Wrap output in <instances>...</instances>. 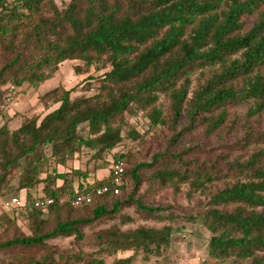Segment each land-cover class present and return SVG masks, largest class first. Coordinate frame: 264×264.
<instances>
[{
    "label": "trees",
    "instance_id": "obj_1",
    "mask_svg": "<svg viewBox=\"0 0 264 264\" xmlns=\"http://www.w3.org/2000/svg\"><path fill=\"white\" fill-rule=\"evenodd\" d=\"M67 60L81 85L39 96L44 112L21 115L16 129L0 126V196L14 181L24 193L15 218L0 212V264L161 260L184 224L209 233L200 264H264V0H0V118L12 93ZM77 89L92 93L72 98ZM137 117L142 133L129 123ZM163 129L166 141L143 160L115 152ZM200 151L215 156L184 157ZM80 154L87 164L111 156L109 176L58 172ZM116 165L117 195L72 204L110 185ZM164 191L183 192L186 206L151 201ZM61 239L71 248L51 244Z\"/></svg>",
    "mask_w": 264,
    "mask_h": 264
},
{
    "label": "rangeland",
    "instance_id": "obj_2",
    "mask_svg": "<svg viewBox=\"0 0 264 264\" xmlns=\"http://www.w3.org/2000/svg\"><path fill=\"white\" fill-rule=\"evenodd\" d=\"M70 0H56L58 6L63 3H67ZM251 20H249V25H251ZM57 33H61L63 29L61 26H58L56 29ZM85 78L80 72V66L77 61H65L61 65L60 69L54 74V76L43 82L37 88H32L26 90L23 94H14L12 93L11 99L9 102L2 106L3 116L5 118H0V126L6 122L8 127L13 130L16 129L20 124V116L26 115L31 116L34 114L43 113L44 109L40 105L39 96L49 92L50 90L63 86L66 89H71L74 86H79L82 84V80ZM92 92H84L77 89L74 93H72V98L82 96V95H90ZM11 94V93H10ZM246 106H241L238 108L240 114L246 113ZM19 115V116H18ZM130 125H133L140 133L146 131V122L143 117H137V119H130ZM168 137V132L163 130H157L153 132V134L145 137L144 141L134 142L130 139L125 138L123 143L116 148L115 152L125 153L128 150H131L135 153H138L141 156V159L145 157H149L153 152L157 151L159 147L166 141ZM225 153L228 150H224ZM215 153H205V152H192L190 155L184 156L187 158H196L200 161L206 159H213ZM143 157V158H142ZM89 159L88 155L80 154L75 155L72 159L69 160L67 167L63 168L61 166H57V170L59 173L68 172L71 169H81L85 170L88 168L91 174L94 176V179L103 180L109 176V169L112 165L111 156H106L102 160L97 162L92 161L87 164ZM54 166H50L48 171H52ZM17 187V182L14 181L9 189V192L0 196V212L3 211L2 202L5 199L10 197H18L21 201L24 199V193L18 192L15 190ZM40 189V188H39ZM144 190V187L140 188V193ZM137 194V196L140 195ZM151 201L155 204L161 205H179L186 206L187 201L184 197L183 192L174 196L171 191H164L160 195L154 197ZM7 211V210H6ZM123 212L133 215V209H124ZM12 217H16V210L12 209L7 212ZM24 221L21 217H19L18 225L22 230L26 231L24 227ZM155 227H158L157 224H151ZM95 230L86 229V240L91 237V234ZM1 232V229H0ZM209 233L202 227H195L188 224L183 225V229L181 231H174L171 244L169 250L166 253V257L164 259L155 260L150 258L148 261H143L137 259L135 264H200L207 260L206 255V246L208 244ZM71 239H61L54 240L51 244L59 247L62 250L70 249ZM82 250L89 251V248L83 245ZM131 253H120L118 254V258L130 256ZM113 258H106V263L110 264Z\"/></svg>",
    "mask_w": 264,
    "mask_h": 264
},
{
    "label": "built area",
    "instance_id": "obj_3",
    "mask_svg": "<svg viewBox=\"0 0 264 264\" xmlns=\"http://www.w3.org/2000/svg\"><path fill=\"white\" fill-rule=\"evenodd\" d=\"M112 180L110 185H104L100 187H96L94 191L91 193H85L80 194L75 197V199L72 201V204L74 206H79L82 204H89L92 201L93 196H101L106 193H112L114 195H117L119 193V186L123 183L122 174H123V168L121 165H116L113 167V173H112ZM53 200L46 199L45 201L41 200H35L34 206L40 207L42 205L48 206L52 204ZM24 203L18 198V197H10L8 199H5L2 202V208L6 210H12L15 209Z\"/></svg>",
    "mask_w": 264,
    "mask_h": 264
}]
</instances>
